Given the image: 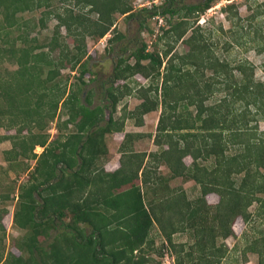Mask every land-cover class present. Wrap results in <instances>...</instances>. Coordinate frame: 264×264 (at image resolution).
Instances as JSON below:
<instances>
[{
	"label": "trees",
	"instance_id": "obj_1",
	"mask_svg": "<svg viewBox=\"0 0 264 264\" xmlns=\"http://www.w3.org/2000/svg\"><path fill=\"white\" fill-rule=\"evenodd\" d=\"M131 1L0 0V126L5 119L9 126H18V134L9 137L13 146L5 157L23 155L35 161L28 181L19 187L13 212L14 224L26 230L18 247L28 257L10 255L3 264H148L153 229L173 252V264H220L227 249L218 240L234 234L237 217L246 224L255 219L264 225V129L257 123L264 120V80L254 78L253 65L247 61L228 68V61L213 53L200 28L192 27L189 16L209 8L213 0L181 7L164 0L160 6L137 11ZM85 7L97 16L88 17L82 11ZM260 7L258 12L264 14V2ZM225 9L229 18L239 19L234 5ZM38 10L37 19L22 20V13ZM143 11H149L148 16L178 14V21L168 20L165 38L178 41L191 29L182 40L188 47L179 54L171 52L168 43L160 55L141 41L126 57H119L106 90L110 110L105 117L101 105L89 106L91 91L87 104L81 99L83 77L91 73L85 36L100 39L110 30L116 34L108 40L119 41L124 34L115 30V14L131 18ZM145 15L139 30L145 26ZM52 18L56 20L52 33L41 42L33 31L45 28ZM61 27L75 37L72 45L63 40ZM259 42L254 47L261 53L264 37ZM66 67L78 70L69 89L68 78L63 83L59 77V70ZM233 70L238 71L236 77ZM151 73L154 81L146 85L131 87L124 82L135 74L147 80ZM117 79L120 85H114ZM134 89L140 102L133 109L122 108L115 118L119 99ZM214 93L222 95L206 104ZM158 108L153 141L167 148L137 153L132 141L139 133L125 132L120 165L105 170V135L123 131L128 118L142 125V115ZM60 115L65 118L60 120ZM55 119L59 131L48 141L45 128ZM4 138L0 135V141ZM36 146L44 147L40 154L33 151ZM186 156L192 158L190 164L185 163ZM159 163L166 164V176L149 170ZM177 176L195 181L199 195L189 198L184 188L169 187L168 181ZM210 192L218 194V202L207 201ZM58 221L62 230L44 246L38 237L50 236ZM177 232L187 233L189 239L174 241ZM242 252L257 254L258 264H264V229L246 239Z\"/></svg>",
	"mask_w": 264,
	"mask_h": 264
},
{
	"label": "rangeland",
	"instance_id": "obj_2",
	"mask_svg": "<svg viewBox=\"0 0 264 264\" xmlns=\"http://www.w3.org/2000/svg\"><path fill=\"white\" fill-rule=\"evenodd\" d=\"M132 5L134 11L142 8L151 9L164 4V0H132ZM199 0H174L176 6H182L185 4L198 3ZM264 0H213L210 7L196 12L194 15L189 16L188 20L193 21L191 23L192 27L198 26L200 28L199 33L202 32L203 37L212 43L213 53L219 58L228 61L229 66L233 67L239 61H247L254 68V78L256 80H264V70L262 68L264 62V51L258 53L255 50L254 45L263 42L264 37V14L260 13L262 7L260 4ZM234 5L239 19H232L227 16L228 9L225 7L228 5ZM88 7L82 9V11L90 18H95L97 15L94 12H90ZM74 10L77 11L76 7ZM234 11V9H233ZM260 11V12H258ZM149 11H143L131 18H128L125 14H115V30L119 33L124 34V37L119 41L110 42L109 38L113 37V31H108L104 37L101 39L95 38L91 35L85 36V44L87 49V54L89 56L87 64L91 70V73L84 75L83 79L86 81L84 92H82V101L87 104L85 100L86 95L91 91V101L89 106L101 105L104 108L105 117H108L110 107L106 106L109 103L108 95L105 94V89L110 86L109 79H112L114 73V66L119 59V57H126L136 46L141 44V41L146 43V49L148 51L158 52L162 55L163 50L167 45H172L171 52L183 53L186 51L188 44L185 43L186 39L191 34V29L178 41H172V39L165 38V31L169 28L168 20L178 21L179 15H161L152 14L148 16ZM142 14V15H141ZM145 16V26L139 31V23ZM253 15V16H252ZM39 16V10L33 12L22 13L24 21H32V19H37ZM141 19V20H140ZM56 20L54 18L49 19L45 28L41 30L33 31L41 42L45 41L48 36L52 33L53 25ZM60 35H63V40L72 45L74 43L75 37L66 35V30L64 27L60 28ZM135 38L137 41L134 42ZM252 38H258L259 41L252 40ZM169 43V44H168ZM125 48L122 52L121 48ZM86 54V56H87ZM86 56L83 59H86ZM166 58H163L162 66L160 72H163V67L166 65ZM134 59L130 58L129 62L133 63ZM144 65L147 61H142ZM11 67V66H10ZM59 77L63 78L61 81L64 83L66 77L67 88L73 87L72 82L74 81L73 75H78V70L71 71L70 68H62L59 70ZM208 73V71L206 72ZM238 71L233 70L232 75L236 77ZM69 75V76H68ZM153 73L150 74L149 79H144L142 75L135 74V76L125 79L124 82L129 83L131 87H136L138 84L146 85L148 82H152ZM114 85H120L121 80H114ZM160 82V79L158 83ZM157 95L160 96V84H158ZM135 90V91H134ZM131 95H123L116 107L113 116L119 117L122 113V108L127 107V109H133L139 102L140 99L136 97L137 90L134 89ZM222 92V91H221ZM223 93V92H222ZM222 93H214L209 96L205 101L206 104H212L216 102L215 100L221 97ZM61 103L59 104V110ZM194 108L190 107L192 111ZM160 115V109L152 110L146 112L142 115L143 124L141 126H136L134 124V119H126L124 124V130L120 131L114 135V132L107 133L105 135V141L108 148V153L104 158L103 168L105 170H114L120 165V160L122 153L120 151V143L124 137L125 132H137L139 136L135 137L132 141V146L135 152H152L158 151L160 148H167V145L159 147L153 141L154 135L156 133V126L158 117ZM60 120L64 119L65 116L60 115ZM56 120L48 122L45 128V132L49 135L48 141L53 140L58 129L56 127ZM5 125L0 126V135H5L6 138L0 141V212H5L2 223L4 231L0 230V264L5 262V259H9L10 255L21 256L23 258L28 257V252L22 250L18 247V243L22 241V238L26 234V230L19 228L13 222V212L18 206V193L20 185H24L28 181L29 170L32 171L35 161L32 159H27L23 155L17 156L15 159L6 160V157L10 152L6 154V151L10 150L13 146L12 141L9 137L18 134V126H9L8 119L3 120ZM258 127L260 130L264 129V120H258ZM70 127V126H69ZM37 131V130H35ZM27 131L24 130L23 134ZM43 146H36L34 152L40 154L43 151ZM126 156V155H125ZM186 164H190L192 158L186 156L184 158ZM203 162V161H202ZM206 163H210L207 161ZM154 166V167H153ZM149 168L151 173L155 172L157 175H167L168 168L166 164L159 163L153 164ZM138 183V181H136ZM168 186L171 188L182 187L184 188L187 196L189 198H195L199 195V186L193 180H186L182 176H177L171 178L168 181ZM206 199L210 204L216 203L219 200V196L215 192H210L206 195ZM38 200L40 198L38 197ZM256 204L253 203L249 207V211L254 212ZM253 218V217H252ZM65 218L63 221H67ZM60 222L58 221L57 229L50 230V236L38 237V240L47 247V244L53 239L55 233L60 232L61 229ZM234 234L228 236L226 239H219L218 244L223 243L227 249L224 257L222 258L220 264H258L257 254L252 252H247L243 255V247L246 239L253 237V235L258 234V231L264 229V225L259 223V220H253L246 224L240 217H237L233 224ZM84 230L89 233L90 228L85 226ZM154 236V243L148 254V264H173L172 256L173 253L170 247H168L163 241V237L158 233L157 229L152 230ZM174 241H187L189 236L187 233L177 232L173 236ZM158 251L163 254L160 255ZM246 257V259H244Z\"/></svg>",
	"mask_w": 264,
	"mask_h": 264
},
{
	"label": "flooded vegetation",
	"instance_id": "obj_3",
	"mask_svg": "<svg viewBox=\"0 0 264 264\" xmlns=\"http://www.w3.org/2000/svg\"><path fill=\"white\" fill-rule=\"evenodd\" d=\"M199 1L202 2L203 0H199ZM138 30H139V28H138ZM139 31H140V30H139ZM133 39H134V42L137 41L135 38H133ZM111 78H112V77H111ZM109 81H112V79H109ZM106 90H107V89H105V94H107Z\"/></svg>",
	"mask_w": 264,
	"mask_h": 264
},
{
	"label": "crops",
	"instance_id": "obj_4",
	"mask_svg": "<svg viewBox=\"0 0 264 264\" xmlns=\"http://www.w3.org/2000/svg\"><path fill=\"white\" fill-rule=\"evenodd\" d=\"M136 126H141V125H136ZM136 132V131H135ZM119 132H114V135L116 137V134H118ZM120 134V133H119Z\"/></svg>",
	"mask_w": 264,
	"mask_h": 264
},
{
	"label": "built area",
	"instance_id": "obj_5",
	"mask_svg": "<svg viewBox=\"0 0 264 264\" xmlns=\"http://www.w3.org/2000/svg\"><path fill=\"white\" fill-rule=\"evenodd\" d=\"M101 39V38H100ZM173 260V259H172Z\"/></svg>",
	"mask_w": 264,
	"mask_h": 264
}]
</instances>
